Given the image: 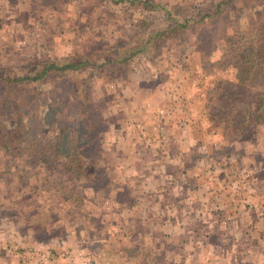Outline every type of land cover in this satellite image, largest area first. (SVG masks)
Segmentation results:
<instances>
[{
	"label": "rangeland",
	"instance_id": "374dc122",
	"mask_svg": "<svg viewBox=\"0 0 264 264\" xmlns=\"http://www.w3.org/2000/svg\"><path fill=\"white\" fill-rule=\"evenodd\" d=\"M224 1L0 0V140L6 137L15 148L28 142L36 160L48 159L39 170V160L25 163L18 153L0 151V229L28 225L36 239L52 247L69 243L67 249L92 263L264 264V248L250 244L249 229L244 237V230H233L237 224L231 222L229 229L228 218L204 216L193 197L208 193L207 185L215 189L218 178L237 175L230 158L234 138L244 127V121L237 124L234 114L222 110L223 103H209L218 79L232 81L237 70L209 66L225 53V38L238 40L241 34L251 41L264 31V0L239 1L237 12L196 22L200 10L214 11ZM44 63L84 66L39 81L14 82L38 74ZM147 98L154 103L144 110L160 122L169 119L158 131L128 120ZM191 107L199 125L180 135H195L212 151L204 153L196 177L191 169L181 170L177 186L166 174L154 215L145 207L151 200L131 198L123 188L141 193L148 179L133 163L151 156L167 160L168 145H162L175 137L170 136L172 119L179 124L187 118L181 110ZM263 122L250 116L242 138L250 141L253 124ZM72 143L84 147V153L70 148ZM153 144L160 153L144 152ZM137 145L144 148L135 157ZM213 145L224 150L214 152ZM126 181L131 184L122 187ZM173 190L181 199H172ZM258 239L264 242V233ZM144 240L157 247L146 249Z\"/></svg>",
	"mask_w": 264,
	"mask_h": 264
},
{
	"label": "crops",
	"instance_id": "0c3cea01",
	"mask_svg": "<svg viewBox=\"0 0 264 264\" xmlns=\"http://www.w3.org/2000/svg\"><path fill=\"white\" fill-rule=\"evenodd\" d=\"M209 68H211V66H209ZM220 80L221 79H218L219 82H222ZM146 100V102H140L137 107H134L135 110L133 109L132 113L129 114L128 120L132 124L134 122L136 124L144 123L143 125L145 129L158 131L162 129V126L166 125L165 123L169 122V119H167L166 122L165 120L160 122L158 117H155V115L151 116L152 114L144 109L151 108L150 106L154 103L153 98H147ZM148 102L150 103L147 104ZM179 103H181V101H177V104ZM138 108H140V110ZM177 111L179 112V107H177ZM181 111L182 116H186L187 118L180 120L179 124L176 122L173 123L172 119L170 131L173 133H170V136L175 135V137L170 139V142L167 144L162 145L163 147L168 145L166 152L168 154L167 160H164L163 162L157 161L153 160L151 156L149 161H145L141 157L139 162L133 163V165L135 164L139 170H142V178L148 179L144 181V188L141 190V193L139 189H137V195H135V191H133L132 188H123L130 192L131 198L132 196H138V199L151 200L152 205L149 203L150 205H145V207L147 211H152L154 215L159 210L156 200L160 197L159 191L163 186V179L166 174H170V177L175 181L174 185L177 184L178 186L180 180H182L180 171L187 172L188 169H191V171L188 172L192 173V177H196L195 173L197 172L198 174L201 167L200 163L204 161V153L212 151L208 149V145L201 144L199 139V143H197L195 141L197 136L195 135L188 136L187 138L183 137V135L187 136L190 131L196 129L195 125L198 126L199 121L194 120V117H197V115L193 107L189 108V110L183 109ZM139 113L142 114L136 119L135 116ZM170 113L172 114V110H170ZM193 120L195 124L192 125L191 122ZM199 120L204 121V119ZM129 125L130 124L125 127H128ZM253 128V136L250 141L242 138L243 132L247 130V126L243 131H239L234 138L232 148L233 154L230 158V164L233 166L232 169L233 171H236L237 175H232V177L226 179L218 178V180H215L217 181V187L215 189L210 187V185H207L206 188L208 189V193L200 194L199 192H195L193 197L194 200H200V208L204 216L205 212H207V215L213 214L219 215V217L222 218L225 217V219L228 218L227 225L229 226V229H232L230 228L231 222L237 224L233 228L234 231L238 229L239 231L244 230L241 232L243 233L249 229L247 232H250V244L252 245L253 243L255 247L258 246L264 248V242H261V239H258L259 234L260 236H263L264 233V122L260 125L259 123H254ZM207 129L210 130L209 127ZM149 131H146V134H149ZM164 131H167V129H164ZM176 134H178V136H176ZM137 147V150L133 151L135 157H137V153L142 152L144 148V146L142 147L141 145H137ZM146 148L147 149H145L144 152H148V150L149 152H161V147L155 148L154 144L151 145V147L147 146ZM210 148H213L214 152H216V150L219 152L224 150L223 145H213ZM182 158L185 159L184 162L182 161ZM207 160H209V158ZM212 160L219 164V160L221 159H216L214 157ZM136 161L138 160L136 159ZM126 174L127 176L129 175L127 181L130 182L132 177H134V173L131 171ZM148 176L149 178H146ZM189 177L192 178L191 176ZM211 180L212 178L208 180L207 184H210L209 182ZM127 181L126 183H123L122 187L131 184L127 183ZM121 189L122 188H119L117 190ZM176 191L173 190V200L181 199L182 194L178 195L179 191H177L178 193ZM16 227V230L12 229L10 231L0 229V264H65L64 259L67 264L103 263L101 261L92 263L90 262L91 259L86 255H81L83 253H77L75 250L67 249L69 243H64L65 245L60 247H52V244L36 239L35 231L28 228V225L22 227L17 224ZM183 230H187V228L185 227ZM224 231H227V229H223L222 232ZM244 234L245 233H243V236L246 237V234ZM109 242L110 241H107L106 243ZM140 243L137 244V248L142 246ZM105 246L106 245L103 247ZM143 247L146 249H155L157 246L156 243L148 244L144 240ZM187 247H189V245H187ZM66 253H70V255L66 256Z\"/></svg>",
	"mask_w": 264,
	"mask_h": 264
},
{
	"label": "trees",
	"instance_id": "16d2710c",
	"mask_svg": "<svg viewBox=\"0 0 264 264\" xmlns=\"http://www.w3.org/2000/svg\"><path fill=\"white\" fill-rule=\"evenodd\" d=\"M239 1L242 3L246 0H225L224 2L219 3L214 11L208 10L204 12V14H201L200 10L197 14L199 20H196V22L204 24L222 14L228 15L229 10L237 12V3ZM224 6L228 7L222 11V7ZM210 40L211 39L208 38V44H210ZM225 41L227 45L225 53L220 58V61L211 62V68L218 66L221 68L233 66L237 70L236 78L232 81L218 82L215 89H213L214 94L209 98V103H223L225 109L222 110H226L225 113L229 112L234 114L237 124L239 121H244V127L241 129L243 131L246 128L245 124L250 116H256L257 119H259V117L260 119L264 118V31L255 36L251 41H248L246 37L244 38L241 34L238 40H234L232 36H229L228 38H225ZM83 66V63L77 64L76 66L66 65L65 67H58L53 63H44L43 69L38 74H35L34 76L26 75L24 77H18L14 82L25 83L39 81L48 77V75L52 73L66 70L75 71ZM214 110L215 108L211 107V112H214ZM223 117H226V115ZM236 127L238 129L237 125ZM30 129L33 130L31 127L26 128V130ZM28 144L29 143L26 142V144H24L25 147L15 148L14 144L4 137L0 140V151L3 150L10 155L18 153V159L25 163H28L31 160H39L37 169L40 170V167L46 168L48 166V159L45 156H38L39 159L36 160V157H33L31 154L32 149H29V146H26ZM72 144L73 145H71L70 148H76L78 151L77 153H84V147H81V145L77 143ZM65 149L66 145L61 141V152H64ZM73 156L80 158L79 154Z\"/></svg>",
	"mask_w": 264,
	"mask_h": 264
}]
</instances>
